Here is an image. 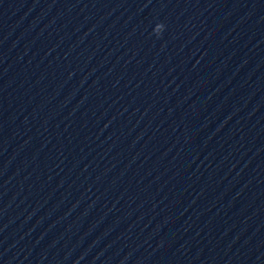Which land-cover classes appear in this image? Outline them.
Segmentation results:
<instances>
[{
	"label": "water",
	"instance_id": "95a60500",
	"mask_svg": "<svg viewBox=\"0 0 264 264\" xmlns=\"http://www.w3.org/2000/svg\"><path fill=\"white\" fill-rule=\"evenodd\" d=\"M0 264H264V0H0Z\"/></svg>",
	"mask_w": 264,
	"mask_h": 264
}]
</instances>
